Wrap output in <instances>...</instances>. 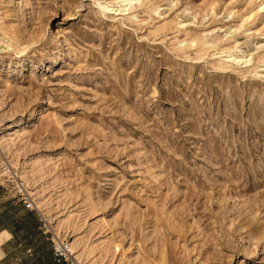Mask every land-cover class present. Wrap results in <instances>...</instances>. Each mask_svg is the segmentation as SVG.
Wrapping results in <instances>:
<instances>
[{"label":"rangeland","instance_id":"rangeland-1","mask_svg":"<svg viewBox=\"0 0 264 264\" xmlns=\"http://www.w3.org/2000/svg\"><path fill=\"white\" fill-rule=\"evenodd\" d=\"M10 124L24 264H264V0H0Z\"/></svg>","mask_w":264,"mask_h":264},{"label":"crops","instance_id":"crops-1","mask_svg":"<svg viewBox=\"0 0 264 264\" xmlns=\"http://www.w3.org/2000/svg\"><path fill=\"white\" fill-rule=\"evenodd\" d=\"M8 211L0 213V264H24V261L32 262L37 257L25 255L20 257V250H31L27 241L28 235L19 239L20 229L24 226L23 221L16 219L14 222L4 223L3 218L8 216ZM53 260L56 262L53 256ZM47 263L46 261H43ZM57 263V262H56ZM39 264H42L39 262Z\"/></svg>","mask_w":264,"mask_h":264},{"label":"built area","instance_id":"built-area-1","mask_svg":"<svg viewBox=\"0 0 264 264\" xmlns=\"http://www.w3.org/2000/svg\"><path fill=\"white\" fill-rule=\"evenodd\" d=\"M27 208H31L32 204L29 203L28 201L26 202ZM54 259L56 260L57 263L60 264H78L76 261V257L74 256L73 251H71L69 245L67 244H58L54 245Z\"/></svg>","mask_w":264,"mask_h":264},{"label":"bare ground","instance_id":"bare-ground-1","mask_svg":"<svg viewBox=\"0 0 264 264\" xmlns=\"http://www.w3.org/2000/svg\"><path fill=\"white\" fill-rule=\"evenodd\" d=\"M121 1L126 2V1H130V0H121ZM106 5H108V4H106ZM233 58H234V57H233ZM234 60H239V57L236 56V57L234 58ZM245 62H246V61H245ZM10 125H11V126H9V127L5 128V129H2V130H1L0 141H2V139H3V134H4L6 131H8L9 129H11V128H13V127L15 126L14 124H10ZM0 143H1V142H0ZM69 247H70L71 251H73L74 253L76 252V244H75L74 241H72V243H70Z\"/></svg>","mask_w":264,"mask_h":264},{"label":"trees","instance_id":"trees-1","mask_svg":"<svg viewBox=\"0 0 264 264\" xmlns=\"http://www.w3.org/2000/svg\"><path fill=\"white\" fill-rule=\"evenodd\" d=\"M31 215L33 214V213H30ZM46 262H47V264H60V263H56L54 260H53V251L51 250L48 254H47V256H46Z\"/></svg>","mask_w":264,"mask_h":264}]
</instances>
